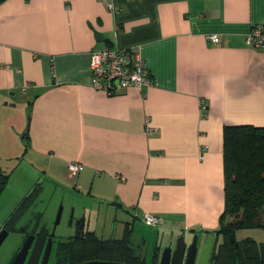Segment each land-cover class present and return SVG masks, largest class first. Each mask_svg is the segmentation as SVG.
<instances>
[{
	"label": "crops",
	"instance_id": "crops-1",
	"mask_svg": "<svg viewBox=\"0 0 264 264\" xmlns=\"http://www.w3.org/2000/svg\"><path fill=\"white\" fill-rule=\"evenodd\" d=\"M255 24L264 0L1 2L0 121L20 131L16 166L77 176L78 189L127 214L122 232L162 216L151 227L163 237L152 230L136 249L148 264L186 232L202 242L225 209L224 127L264 126V51L245 41ZM106 45L138 50L151 83L94 88L90 53ZM71 162L84 169L72 174Z\"/></svg>",
	"mask_w": 264,
	"mask_h": 264
},
{
	"label": "trees",
	"instance_id": "trees-1",
	"mask_svg": "<svg viewBox=\"0 0 264 264\" xmlns=\"http://www.w3.org/2000/svg\"><path fill=\"white\" fill-rule=\"evenodd\" d=\"M223 136L226 203L220 226L207 230L216 234L210 264H264V242L252 237L236 238L238 230L264 227V126L226 125ZM10 175L0 167L2 189ZM36 196L34 188L18 204L17 219ZM132 233L127 226L123 237L118 239H102L94 232H86L84 238L60 240L55 264H83L92 260L148 264L133 246ZM157 256L156 253L155 259ZM155 259L152 264H157Z\"/></svg>",
	"mask_w": 264,
	"mask_h": 264
},
{
	"label": "rangeland",
	"instance_id": "rangeland-1",
	"mask_svg": "<svg viewBox=\"0 0 264 264\" xmlns=\"http://www.w3.org/2000/svg\"><path fill=\"white\" fill-rule=\"evenodd\" d=\"M20 124V121H18ZM19 129L9 122L0 121V165L6 171L11 173L9 183L6 184L0 197V227L5 220L15 210L16 204H19L23 198L34 188L37 196L32 201V205L26 208L22 222L30 223L31 229L36 221L42 220L40 227L45 232H52L53 226L57 220L59 210L62 208L61 221L58 224L53 237V248L47 263L55 264L57 243L60 240H67L75 236L78 221L85 219L86 229H98V236L107 239L114 233V227L119 225L116 232L117 237H121L124 219L127 214L108 204H102L93 194L82 192L75 184V176L68 180L62 177V180L55 182L44 172H33L27 165H19V155L22 152ZM40 212L44 213L40 217ZM161 230V238L164 230L154 227H146L145 224H139L137 230L133 232V246L140 252V244H143V237L146 235L151 242L155 241V235L150 236L151 231ZM187 233V241H193L195 234ZM252 237L258 242H264V227L241 229L236 232V238L243 239ZM179 236L176 238V242ZM147 242V246L148 243ZM152 246V244H151ZM165 248V247H164ZM138 252V253H139Z\"/></svg>",
	"mask_w": 264,
	"mask_h": 264
},
{
	"label": "built area",
	"instance_id": "built-area-1",
	"mask_svg": "<svg viewBox=\"0 0 264 264\" xmlns=\"http://www.w3.org/2000/svg\"><path fill=\"white\" fill-rule=\"evenodd\" d=\"M109 8L116 9L113 3L109 4ZM210 39L219 42L220 37L215 34L211 35ZM245 41L248 47L264 51V25L255 24L246 35ZM90 72L92 86L108 94H114L125 88L143 90L151 83L150 70L141 53L134 48L106 45L93 50L90 53ZM200 105L203 115L207 116V102L203 99ZM155 130L147 124L148 133L152 134ZM68 169L72 174H76L84 169V165L71 162ZM142 220L151 226H160L164 223L162 216L149 213H144Z\"/></svg>",
	"mask_w": 264,
	"mask_h": 264
},
{
	"label": "water",
	"instance_id": "water-1",
	"mask_svg": "<svg viewBox=\"0 0 264 264\" xmlns=\"http://www.w3.org/2000/svg\"><path fill=\"white\" fill-rule=\"evenodd\" d=\"M62 208L59 210L57 220L53 226V230L50 236L40 235L36 238L32 252L27 264H39L43 249L45 252L43 254V263H47L53 248V237L55 235L56 228L61 221ZM85 219L78 221L76 226L75 237L84 238L85 235ZM35 238V236H31ZM233 240H235V235H232ZM21 239L17 235H12L0 249V264L9 258L11 253L16 249ZM216 242V234L208 233L203 241L200 240V233L197 232L194 236V239L191 243L186 241L185 235L179 236L175 246L169 244L164 248L160 263L159 264H210L213 249ZM32 244V242H31ZM29 248V246H27ZM28 251V250H26ZM27 254V253H26ZM27 255H25L23 261ZM83 264H127L124 262H111V261H101V260H92L84 262Z\"/></svg>",
	"mask_w": 264,
	"mask_h": 264
},
{
	"label": "flooded vegetation",
	"instance_id": "flooded-vegetation-1",
	"mask_svg": "<svg viewBox=\"0 0 264 264\" xmlns=\"http://www.w3.org/2000/svg\"><path fill=\"white\" fill-rule=\"evenodd\" d=\"M1 169H2V171L6 172L2 167H1ZM8 183H9V181H8ZM3 191H4V189H2L1 181H0V197H1V193ZM17 206H18V204H16V207ZM30 206H28L27 208L29 209ZM15 211H16V208L9 215V217L5 220L4 224L0 227V249L3 246V244L6 242V240L9 239L13 234L17 235L18 238L21 240L19 241V244L16 247V249L11 253L9 258L4 262V264H27V262L30 258L32 248L34 246L36 238L40 235L50 236L51 232H45L44 229L42 227H40V225L42 223L41 219L36 221L35 226L32 227V229H31L32 224L22 222V218H23L22 216H24V214L20 218L17 219L16 216L18 214L15 213ZM43 214H44L43 212L42 213L40 212V217H43ZM84 231H85V234H86V232H92L90 230H86V227L84 228ZM113 232L114 233L112 234V236L109 237L108 239L122 238L125 230H123V234L121 237H117L116 228L114 229ZM32 235L35 236V238L31 239ZM72 237H75V236H72ZM31 242H32V244H31ZM27 246H29V248H27ZM26 250H28V251H26ZM44 252H45V248L43 249V253L41 255L39 264L43 263ZM25 255H27V256H26L25 260L23 261Z\"/></svg>",
	"mask_w": 264,
	"mask_h": 264
}]
</instances>
